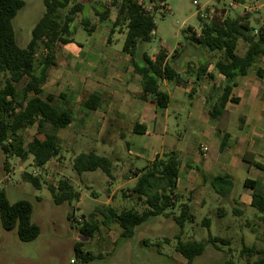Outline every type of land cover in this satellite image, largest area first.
Here are the masks:
<instances>
[{
	"label": "trees",
	"instance_id": "16d2710c",
	"mask_svg": "<svg viewBox=\"0 0 264 264\" xmlns=\"http://www.w3.org/2000/svg\"><path fill=\"white\" fill-rule=\"evenodd\" d=\"M44 13L31 30V37L25 47L17 45L12 20L24 7L22 0H0V152L5 158L16 157L22 161L31 158L36 169L43 170L52 159L60 156L61 147L57 131L68 127L73 115L70 109H59L52 102L51 97L42 98V86L46 82L49 70L55 65L53 46L56 42L62 45L71 42L72 16L81 11L82 5H75L69 11V16L60 23L58 13L67 7L69 0H44ZM112 8L115 9V18L112 31L125 30L122 51L133 57L138 43L149 42L155 31L154 13L145 11L140 5L131 0H113ZM99 21L107 18L109 10H95ZM84 29L92 33L94 25L84 18ZM191 30V28H188ZM187 39L194 45L204 47L212 53L216 60L214 68L222 75L225 86L218 104L209 113L211 118H216L224 109L231 88L237 77H243L248 70L264 57V34L260 27L254 31L248 15L235 14L233 16H213L208 21H203L200 32L192 31ZM242 41L246 49L242 55L237 52L238 44ZM43 44L47 54L37 61V49ZM166 52L160 49L152 59L142 54L143 65L138 66L133 61L134 71L140 75L142 93L140 98L152 102L156 108L164 109L169 103L168 94L159 86L161 81L178 85L182 79L176 69L166 61ZM209 63L198 67L195 83L197 84L205 75ZM17 85L21 87L18 88ZM195 88L190 92L191 98ZM100 97L92 95L84 107L95 110L99 105ZM236 101V99H231ZM36 127V136L24 145L21 131L29 127ZM134 132H144V127H134ZM43 136L40 138L39 136ZM227 138L224 135V139ZM225 140L220 144L223 150ZM244 160L258 169L263 166L248 159L247 152ZM5 168L7 161L4 162ZM73 171L80 175L85 172L100 170L107 177H111V161L95 152L80 153L72 161ZM199 171V169L197 168ZM180 172L179 155L175 151H165L157 156L148 166L134 172V185L127 189L128 194L136 198L134 206L114 209L111 206L96 209L103 219L102 226L117 225L120 228L119 238L127 240L134 237L136 228L159 217H169L176 207L178 215H171L172 220L179 228L175 236V251L180 254L186 264H192L195 258L201 256L209 244L214 248L218 244L225 245L227 241L208 234L205 241H182L180 235L186 223L192 222L190 214V199L183 198L176 193V181ZM22 179L30 183L35 189L41 188L38 176L23 173ZM255 184L245 180L243 185ZM212 191L221 198L230 195L233 183L228 176H215L210 179ZM52 201L55 205L69 204L80 199L72 183L61 178L56 186H49ZM185 200L181 202V200ZM137 204V205H136ZM138 205L140 209H138ZM137 206V207H136ZM250 207L256 211L264 223V188L261 193L253 192ZM240 214V211L233 210ZM32 205L29 201L19 200L10 203L3 190L0 191V225L6 232L16 231V236L21 242H31L39 235V227L31 222ZM93 216L90 215L89 218ZM203 226L209 229V221L205 219ZM99 231L97 221L91 219L80 224L79 232L82 236L92 238ZM82 244L77 243L74 248V258L81 264H87L99 258L81 250ZM242 253L256 254L257 259L252 264H264V251H255L253 247H242ZM226 264H232L226 261Z\"/></svg>",
	"mask_w": 264,
	"mask_h": 264
},
{
	"label": "crops",
	"instance_id": "0c3cea01",
	"mask_svg": "<svg viewBox=\"0 0 264 264\" xmlns=\"http://www.w3.org/2000/svg\"><path fill=\"white\" fill-rule=\"evenodd\" d=\"M87 3L95 14V10H101L95 0ZM89 4L84 7L88 8ZM107 9L109 13L105 20L96 21V25L92 23L94 30L86 46L75 44L73 40L62 45L60 58L63 63L54 60L55 65L50 68L42 86L43 99L49 96L57 108L72 112L71 124L58 130L57 137L71 143L76 152L73 159L80 153L93 151L111 161V177L105 175L108 194L104 200L95 196L89 199L94 211L108 206L116 209L111 205L115 192L132 187L135 183L133 173L150 165L165 151H175L179 155L176 193L183 198L191 196L192 221L195 220L193 209L203 208L207 200L217 202L222 199L212 191L210 179L228 176L232 181L230 172L238 168L249 172L252 177L245 180L255 184L243 185L244 190L236 194L235 201L231 199L232 188L230 205L251 208L252 193H261L264 188V57L258 59L245 76L235 79L223 111L214 119L209 113L218 104L226 80L216 72V57L212 53L205 75L197 84L195 76L202 64L190 62L185 67L177 64L178 69H175L182 81L178 85L159 83L168 94L169 103L166 108L158 109L152 102L140 98L141 77L134 71L133 61L138 66L143 65L142 54L145 52L140 49L143 42L138 43L133 60L122 51L124 39L120 48H114V42H118L114 36L122 34L125 37V30L115 29L111 33L114 19L110 9L114 8L109 6ZM85 18L90 20L86 15ZM166 55V61H170ZM149 57L152 59L153 55ZM92 95H97L100 100L97 108L89 111L84 103ZM182 114H186L187 130L184 133L170 130V117L175 120L171 126L178 127ZM139 126L144 127V132H134V127ZM224 135L227 138L224 139ZM224 140L225 146L220 150ZM124 150L129 157L125 156ZM246 152L248 159L259 163L263 169L244 160ZM139 162H142L141 166H137ZM50 163L51 160L45 168ZM112 168L119 169L125 176L116 181L108 180L113 177ZM79 193L77 205L83 198L81 191ZM75 208L78 207L71 210L73 216Z\"/></svg>",
	"mask_w": 264,
	"mask_h": 264
},
{
	"label": "rangeland",
	"instance_id": "374dc122",
	"mask_svg": "<svg viewBox=\"0 0 264 264\" xmlns=\"http://www.w3.org/2000/svg\"><path fill=\"white\" fill-rule=\"evenodd\" d=\"M22 1L24 7L13 18L12 28L17 45L23 48L29 42L31 30L41 18L45 7L44 0ZM90 1L93 0H69L67 7L58 13L60 23H63L73 6L79 4L83 6L81 11L71 17L73 21L70 23V30L73 33L70 38L75 44L86 46L92 35L82 25L85 15L90 19L88 20L90 25L93 22L95 25L99 23V17L87 3ZM165 2L170 13L164 15L154 13L155 31L152 39L141 43L140 49L149 56L164 49L170 57V65L176 69H178L177 64L185 67L190 62L206 64L212 59L208 49L194 45L187 39L192 29L197 33L200 32L203 21L220 15L223 17L235 14L248 15L254 31L264 23V9L253 8L254 4H262L264 0H165ZM88 4L89 7L85 8L84 6ZM95 5L99 6L100 11L108 8L101 1H96ZM242 5L252 9L246 10ZM110 12H113L114 19L115 9H110ZM121 30L124 32L123 28ZM114 38L118 39V42H114L113 47L120 48L124 35L116 34ZM61 47L60 42H56L53 46L54 60L58 63H63L60 58ZM245 49L246 45L240 41L238 54L242 55ZM46 54L44 45L39 44L37 61ZM17 87L21 86L17 85ZM170 119L174 125L175 120L173 117ZM180 119L181 125L175 127L170 123V130L176 133H184L185 129L187 130L186 114H182ZM20 133L26 145L36 136V127L26 128ZM194 137V139L198 138L196 135ZM59 144L60 156L52 159L43 170L34 168L31 158L26 161L16 157L5 158L0 152V191H4L10 203L19 200L29 201L32 205L31 222L39 227V235L35 240L21 242L15 230L6 232L0 225V264H81L74 258L73 248L77 243L82 244L80 248L83 252L99 255L98 259L87 264H186V260L175 251V236L178 235L179 228L171 215L179 213L178 207L169 217L155 218L137 227L133 238L127 240L119 238L120 228L117 225L102 226L103 217L89 204V199L94 196L104 200L105 195L108 194L105 182L107 177L100 170L78 176L72 169L73 156L76 152H73L71 143L59 139ZM123 152L129 157L126 150ZM6 161L8 165L5 168ZM141 164L142 162H139L137 166ZM23 173L38 176L41 188L35 189L30 183L25 182L22 179ZM230 175L234 193L231 199L235 201L236 194L244 190V180L251 178L252 175L245 169L239 168L230 172ZM112 176V179L108 180L116 181L117 178L125 175H122L119 169L112 168ZM61 178L70 179L74 189L81 191L83 198L80 204L53 203L48 187L55 186ZM123 192L128 194L127 188L116 191L111 200V205L117 210L135 205L136 198L126 196ZM229 197L222 198L217 201L218 203L207 200L203 208L192 210L195 220L185 224L180 235L182 241H205L208 234L227 241L225 245L218 244L217 248L207 244L203 254L195 258L192 264H226V261L232 264H252L258 255L242 253V247H253L255 251H264L263 221L252 208H238L232 203L230 205ZM184 198L191 199V196ZM184 201L186 199L181 200ZM75 206L78 208L74 209L73 216L71 210ZM140 207L138 205V209ZM234 209L240 211V214L234 213ZM217 211L219 215H216ZM90 215L93 217L89 218ZM204 218L209 221V229L202 224ZM89 219L97 221L99 226V231L92 238L82 236L79 232L80 224Z\"/></svg>",
	"mask_w": 264,
	"mask_h": 264
},
{
	"label": "built area",
	"instance_id": "2783aa9c",
	"mask_svg": "<svg viewBox=\"0 0 264 264\" xmlns=\"http://www.w3.org/2000/svg\"><path fill=\"white\" fill-rule=\"evenodd\" d=\"M96 1H101L103 2L104 5L106 6H111L113 0H96ZM134 3L140 5L145 11L149 13H158L160 15H164L166 13H170V9L167 6L165 0H131ZM246 10H251L252 8H248L246 6L243 7ZM254 9H264V3L262 4H254ZM202 17V16H201ZM203 18H205L203 16ZM260 27V32L264 34V23L259 26Z\"/></svg>",
	"mask_w": 264,
	"mask_h": 264
}]
</instances>
